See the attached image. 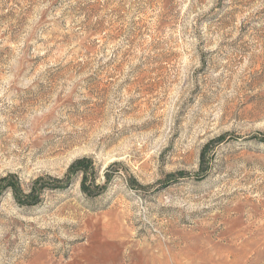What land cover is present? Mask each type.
<instances>
[{
    "label": "rangeland",
    "instance_id": "obj_1",
    "mask_svg": "<svg viewBox=\"0 0 264 264\" xmlns=\"http://www.w3.org/2000/svg\"><path fill=\"white\" fill-rule=\"evenodd\" d=\"M0 264H264V0H0Z\"/></svg>",
    "mask_w": 264,
    "mask_h": 264
}]
</instances>
